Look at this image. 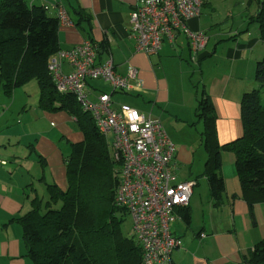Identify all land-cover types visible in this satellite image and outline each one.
<instances>
[{"label": "crops", "instance_id": "0c3cea01", "mask_svg": "<svg viewBox=\"0 0 264 264\" xmlns=\"http://www.w3.org/2000/svg\"><path fill=\"white\" fill-rule=\"evenodd\" d=\"M25 1L29 5L45 4L50 16H57L60 9L66 10L71 23H60L58 26L60 49L80 44L90 28L93 40L104 44L103 48H98V62L111 59L115 71L121 75L125 74L127 63L136 68L140 85L137 79L129 81L133 85L129 91L115 93L108 82L88 81L86 90L91 99L94 100L100 91L110 93L112 107L116 108L121 104L136 109L139 107L143 113L158 119L162 126L169 122L174 124L172 117L181 120L183 113H195L198 97L196 88L192 91L188 89L187 93L182 82L167 76L171 68L167 65V59L171 57L182 60L185 53L184 42L179 41L178 36L184 37L188 48L186 52L190 54L185 34L179 32L173 44H162L161 49L152 55L134 49L129 15L139 0ZM205 3L206 0H203L199 15L189 19L187 27L193 31H203L208 36L207 43L196 60L197 72L216 113L218 142L224 144L242 134L240 98L244 91L257 87L254 73L257 61L264 59V43L259 38L258 26L244 23L258 11L259 6L255 0L245 1L247 14L246 17L241 16L242 23L239 26L214 34L209 33L212 25L207 26L201 20ZM80 10L86 14L83 19L79 15ZM61 62L64 71L71 70L67 62ZM261 94L264 98V85ZM7 111L0 108V159L6 161L4 164L0 163V264H33L27 254L22 225L16 218L30 209L33 197L37 196L42 200L47 198V183L65 187L55 177L52 179L49 164L52 156V115L56 120L55 125L61 127V137L66 135L72 142H76L82 138V134L75 127L74 119L64 111L6 113ZM41 119V127L39 124L30 126V123ZM69 122L76 131L67 125ZM165 132L168 135L166 130ZM168 137L175 145L177 180L178 171L188 168V175L183 180L194 179L196 186L197 179L192 177L194 155L197 152L195 145L183 142L173 135ZM40 143L44 144L43 149H36ZM33 150L38 158L36 155L32 156ZM221 161V174L225 183L222 201L218 205L214 204L209 192L204 195L199 193L198 199L195 186L193 187L187 207L189 222L184 221L181 210L177 212L172 226L170 224L171 232L178 242L171 252L170 264H241L254 244L264 238V202L254 204L250 216L248 205L240 196L234 154L223 150ZM63 172L65 173L64 162ZM65 179L64 176L63 184L66 183ZM38 190H44L46 195L40 196L37 194Z\"/></svg>", "mask_w": 264, "mask_h": 264}, {"label": "trees", "instance_id": "16d2710c", "mask_svg": "<svg viewBox=\"0 0 264 264\" xmlns=\"http://www.w3.org/2000/svg\"><path fill=\"white\" fill-rule=\"evenodd\" d=\"M255 1L258 11L247 21L257 23L264 43V0ZM46 8L45 4L29 5L25 0H0L2 91L10 94L35 78L40 88L38 106L44 111L66 112L82 134L79 141L71 142V150L63 158L65 187L47 183L44 203L40 197H33L30 209L16 218L22 225L27 254L33 264H143L135 232L131 237L122 233L128 214L115 202L120 163L112 157L107 136L75 95L58 92L52 81L48 60L60 50V23L57 16L48 15ZM79 15L82 19L86 16L81 10ZM86 33L85 38L96 45L97 52L104 47L103 42L93 40L90 28ZM254 79L257 87L244 91L240 98L242 134L224 144L218 142L213 104L203 85L194 83L198 95L194 114L196 121L202 122L199 135L206 152L203 175L210 197L216 205L222 201L225 183L221 152L231 151L240 196L250 216L254 204L264 202V59L256 63ZM182 218L189 222L187 208L182 209ZM241 264H264V238L254 244Z\"/></svg>", "mask_w": 264, "mask_h": 264}, {"label": "built area", "instance_id": "2783aa9c", "mask_svg": "<svg viewBox=\"0 0 264 264\" xmlns=\"http://www.w3.org/2000/svg\"><path fill=\"white\" fill-rule=\"evenodd\" d=\"M203 0H139L129 15L130 35L134 49L152 55L164 42L173 44L179 32L185 34L196 60L208 36L193 31L187 21L197 17ZM59 23H71L64 9L57 12ZM97 47L88 38L69 49H60L48 60V70L58 92H71L88 111L98 129L112 136L111 154L119 161L117 205L131 217L135 236L143 251V264H170L177 245L170 224L177 212L188 207L196 184L194 179L177 180L175 145L158 119L139 112L127 104L112 107L111 94L98 92L89 97L87 81L103 80L112 92L129 91L130 79H136V68L127 63L124 75L117 73L111 59L98 62ZM62 61L71 70L64 71ZM140 85V81H137ZM6 161L0 159V163Z\"/></svg>", "mask_w": 264, "mask_h": 264}, {"label": "rangeland", "instance_id": "374dc122", "mask_svg": "<svg viewBox=\"0 0 264 264\" xmlns=\"http://www.w3.org/2000/svg\"><path fill=\"white\" fill-rule=\"evenodd\" d=\"M245 1L246 0H206V3L203 5L202 8L203 14L201 15V20L203 24L207 26L212 25L211 29L209 30V33L214 34L216 32L218 33L225 31L230 27L235 28L236 26H239V24L242 23L241 16L243 15L246 17L247 14L246 11L247 6L245 5ZM244 23L257 25V23L255 22L248 23L247 20L244 21ZM178 37L179 39L178 38L177 39L179 41L184 42L185 53L183 55L182 60L171 57L167 59L166 61L167 65L171 66L169 72L167 73V76L169 77V79L171 78L173 80L182 82V85L184 86V88L187 90L188 93V89L189 91L194 90V83H198V82L200 83L199 74L197 72L198 65H197V61L192 60L190 54L186 52L188 48L186 46L184 37H182V35ZM163 44L168 45L169 43L167 42V40H164ZM138 78L139 77L136 76L137 81H140V79ZM97 80L103 81L100 79ZM97 80H89V81L94 82ZM130 81H133V79H130ZM39 93H40V88L35 78H31L23 85L14 88L12 93L10 94H5L2 91V87H0V97H1L0 102L3 104L0 105V108H2L3 111L8 110L6 113H43L44 110H42L38 106ZM137 108L139 112H142L141 108L139 107ZM182 118L183 119L180 120L175 117H172L174 124L169 122L166 125H163V127L167 131L169 136L173 135L175 138L181 139L183 142L186 141V143L188 144L192 142L195 145L194 147L196 148L197 152L194 155V164L192 167L193 168L192 173L194 172V174L192 177L193 178L195 177L197 179V185L195 186L194 190H195V195L197 194V198L199 199V193L200 195H204V193L209 192L206 178L203 175V164H204V158L206 156V152L203 149V146L201 144V138L199 135L200 131L202 130V122L199 120L196 121V117L194 113H183ZM184 120H187V122H184ZM35 121L36 122L30 123V126L39 124L41 127L42 119ZM52 122H53L52 123V156H50L51 161L49 163L52 168V179L53 177H55L60 182L61 185L65 186V182L63 184L65 173L63 172L62 157L67 156L69 154L71 150L72 140L69 139L66 135H63V137L60 136L62 134V130L60 126L55 125L56 120L53 115H52ZM67 125L70 128H72L74 131H76L72 123L69 122ZM107 139L111 146L112 136L108 135ZM43 146L44 144L40 143L38 147L36 148L35 146V148L43 149ZM224 151L231 153V151L228 150H224ZM33 155H36V157L38 158V155L35 152V150H33L32 156ZM33 160H37V159L33 158ZM47 172L48 170H46V173ZM178 173H179L178 179L183 180L184 177L188 175V168H183L180 171H178ZM37 194H39L40 196L41 195L45 196L46 192L44 190L43 191L38 190ZM45 200L46 198L43 200V203ZM172 223L173 222H171V226ZM122 233L124 236L127 237L134 236L133 223L129 215L125 216V219L122 223Z\"/></svg>", "mask_w": 264, "mask_h": 264}]
</instances>
